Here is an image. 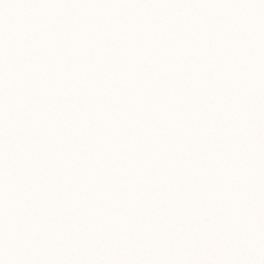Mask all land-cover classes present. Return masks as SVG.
<instances>
[{
    "label": "snow or ice",
    "instance_id": "obj_1",
    "mask_svg": "<svg viewBox=\"0 0 264 264\" xmlns=\"http://www.w3.org/2000/svg\"><path fill=\"white\" fill-rule=\"evenodd\" d=\"M0 264H264V0H0Z\"/></svg>",
    "mask_w": 264,
    "mask_h": 264
}]
</instances>
